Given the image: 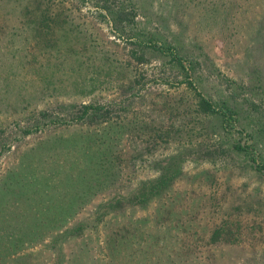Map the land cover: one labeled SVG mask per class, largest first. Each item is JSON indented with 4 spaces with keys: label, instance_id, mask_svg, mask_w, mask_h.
<instances>
[{
    "label": "rangeland",
    "instance_id": "rangeland-1",
    "mask_svg": "<svg viewBox=\"0 0 264 264\" xmlns=\"http://www.w3.org/2000/svg\"><path fill=\"white\" fill-rule=\"evenodd\" d=\"M260 161L264 0H0V264H264Z\"/></svg>",
    "mask_w": 264,
    "mask_h": 264
},
{
    "label": "trees",
    "instance_id": "trees-1",
    "mask_svg": "<svg viewBox=\"0 0 264 264\" xmlns=\"http://www.w3.org/2000/svg\"><path fill=\"white\" fill-rule=\"evenodd\" d=\"M168 49L171 51V52H173V50H172V47L171 46H168ZM173 54V53H172ZM173 58L175 59V60H177L179 63H181L182 62V60H183V58L181 57V56H179L178 54H176V55H174L173 56ZM183 63V62H182ZM199 95H200V101H198V106L201 108V110L203 111V112H218V113H220L221 115H222V117H223V122H224V126H225V128H229V126H231V127H233L234 125H233V123L235 122L234 120V116L236 115V112H235V110L232 108V107H230V106H228V105H223L222 107H219V108H217V107H215V105L208 99V98H206L205 96H203V95H201L200 93H199ZM100 109V107H98V106H95V105H87V106H85V110H84V115H86V114H88L91 110H94V111H97V110H99ZM81 117V116H80ZM237 146V148L238 149H241V150H243V149H246L244 146H242L241 144H238V145H236ZM254 161H257V159H253ZM97 161V160H96ZM100 161H102V162H98L97 163V165H99V164H102L104 161L103 160H100ZM88 163V162H87ZM89 164V163H88ZM257 166H258V170L262 173V175L264 176V164L260 161V162H258V164H257ZM89 167L90 166H87V167H83L82 166V168H83V170H81V171H85V169L87 170V169H89ZM81 169V168H80ZM83 173V172H82ZM87 174V173H86ZM83 177V176H82ZM168 178H170V176H166V177H164V179L162 178V180H163V184L166 182V180H169ZM168 183H166V185H167ZM161 186H162V183H161ZM140 197H142L143 198V201H145L146 200V198L148 197H146V193L145 192H142V196H140ZM142 200L141 199H139V201H137V202H141ZM133 202H135V201H133ZM144 203H147V202H144ZM169 212V211H168ZM98 220H100V217H96ZM102 218V217H101ZM65 218H63V217H50L49 218V224L51 223L52 224V227L54 228L53 230H56L57 228H58V221H63ZM43 220H46V218H42L41 219V221H40V223H42V221ZM39 223V224H40ZM63 223V222H62ZM86 224H87V222H86ZM31 226H33V223H31L30 224ZM64 225V224H63ZM85 224L84 223H80V224H78L75 228H78L77 230H82L83 229V226H84ZM61 226H62V224H61ZM29 234H32V232H29ZM34 236H36V235H40V233H37V230H34ZM24 235H26V233H21L18 237H17V239L16 238H14V240H13V243H15L16 245H18V243H22L23 241H24V239H25V237H24ZM58 236V235H57ZM0 240H2L3 241V239L1 238ZM21 245V244H20ZM9 250V249H8ZM8 250H6V251H8ZM57 253H59V251H57ZM62 262H63V259H58L57 258V262L55 263V264H62ZM1 264H6L5 262H2ZM38 264V263H37ZM42 264V263H41Z\"/></svg>",
    "mask_w": 264,
    "mask_h": 264
}]
</instances>
